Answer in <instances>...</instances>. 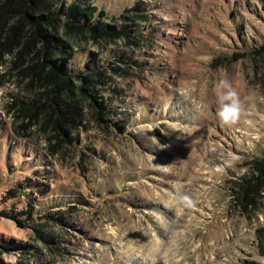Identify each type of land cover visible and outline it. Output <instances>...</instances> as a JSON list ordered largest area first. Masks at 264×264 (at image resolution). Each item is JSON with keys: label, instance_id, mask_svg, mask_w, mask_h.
<instances>
[{"label": "rangeland", "instance_id": "374dc122", "mask_svg": "<svg viewBox=\"0 0 264 264\" xmlns=\"http://www.w3.org/2000/svg\"><path fill=\"white\" fill-rule=\"evenodd\" d=\"M59 1L98 8L61 15L62 137L0 0V264H264V0Z\"/></svg>", "mask_w": 264, "mask_h": 264}, {"label": "trees", "instance_id": "16d2710c", "mask_svg": "<svg viewBox=\"0 0 264 264\" xmlns=\"http://www.w3.org/2000/svg\"><path fill=\"white\" fill-rule=\"evenodd\" d=\"M19 8L21 20H19L17 29H20V25L24 22L29 26L26 38L18 52L19 57L29 58V73L33 77H38L39 80L44 79L46 87V91L42 95H38L34 102L46 107L49 121L61 137L69 135L70 130L66 123L69 121V110L66 109L65 97L73 96L75 83L74 73L63 56L65 49L70 44L59 35L61 15L67 14L68 19L65 27H67L66 36H69L68 34H72V30L68 28L77 21L76 15H79L86 24L90 25L95 22L98 8L90 5L85 6V3L65 7L59 0H20ZM101 13L105 14L104 11ZM96 28L98 27H92V30ZM72 36H75L74 33ZM256 51L263 54L264 45ZM81 89L84 90L85 86H82ZM254 173L249 179H246L245 183L241 184L244 190L243 197L247 195L250 185L255 180L264 179V157L256 160ZM259 244L264 254V236Z\"/></svg>", "mask_w": 264, "mask_h": 264}, {"label": "clouds", "instance_id": "9594fccd", "mask_svg": "<svg viewBox=\"0 0 264 264\" xmlns=\"http://www.w3.org/2000/svg\"><path fill=\"white\" fill-rule=\"evenodd\" d=\"M229 101V103H223V101ZM240 114L239 100L236 98L235 92L229 91L222 96L221 107L217 111V116L221 125L234 123ZM264 261V260H262Z\"/></svg>", "mask_w": 264, "mask_h": 264}]
</instances>
